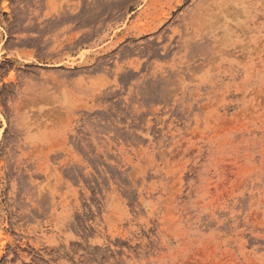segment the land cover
<instances>
[{
	"label": "rangeland",
	"instance_id": "rangeland-1",
	"mask_svg": "<svg viewBox=\"0 0 264 264\" xmlns=\"http://www.w3.org/2000/svg\"><path fill=\"white\" fill-rule=\"evenodd\" d=\"M0 264H264V0H0Z\"/></svg>",
	"mask_w": 264,
	"mask_h": 264
}]
</instances>
